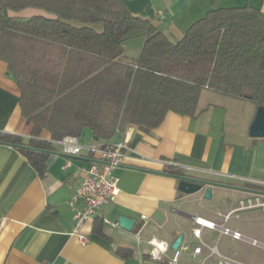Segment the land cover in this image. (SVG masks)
Instances as JSON below:
<instances>
[{
	"label": "crops",
	"instance_id": "crops-1",
	"mask_svg": "<svg viewBox=\"0 0 264 264\" xmlns=\"http://www.w3.org/2000/svg\"><path fill=\"white\" fill-rule=\"evenodd\" d=\"M123 2L131 14L149 20L172 42L212 8L250 4L264 11V0ZM143 42L142 35L127 39L123 45L125 56L138 57ZM211 93L214 99L204 103L200 95L195 116L168 111L150 132L130 125L107 141L124 142L128 147L123 163L112 171L119 190L82 226L85 243L70 233L74 224L70 198L80 184L81 168L97 157L88 147L106 141L84 129L78 137L83 147L78 155L63 153L61 145L54 142L45 177H40L16 148L0 143V264H168L150 259L149 239L166 241L170 245L167 257L172 255L171 245L178 235H182V243H195L191 216H200L194 203L205 198L204 192H180L179 179L164 172L166 165L174 164L186 175L227 185L212 186L211 195L216 189L243 195L249 192L244 183L264 185V137L249 135L256 105ZM19 94L6 63L0 59V131L28 138L32 125L21 114ZM40 138L51 140V135L42 129ZM230 202L218 208L225 212ZM141 215L147 217L144 223ZM121 216L135 220L131 230L119 225ZM104 218L116 225L106 223ZM202 239L219 249L218 242ZM117 248L129 250L131 255L123 256ZM178 264H192V260L183 253Z\"/></svg>",
	"mask_w": 264,
	"mask_h": 264
},
{
	"label": "trees",
	"instance_id": "trees-1",
	"mask_svg": "<svg viewBox=\"0 0 264 264\" xmlns=\"http://www.w3.org/2000/svg\"><path fill=\"white\" fill-rule=\"evenodd\" d=\"M27 8L50 16L10 14ZM138 35L140 54L128 58L124 42ZM0 59L32 125L28 138L0 131V143L40 177L64 136L90 129L104 146L130 125L150 132L168 111L195 116L203 90L264 107V11L250 4L212 8L172 42L123 0H0ZM42 129L51 140L40 138ZM164 172L185 175L174 164Z\"/></svg>",
	"mask_w": 264,
	"mask_h": 264
},
{
	"label": "built area",
	"instance_id": "built-area-1",
	"mask_svg": "<svg viewBox=\"0 0 264 264\" xmlns=\"http://www.w3.org/2000/svg\"><path fill=\"white\" fill-rule=\"evenodd\" d=\"M57 142L61 145L62 152L67 155H78L83 148L78 142V137L73 135H66ZM127 148V144L124 142L88 147L90 151L97 154V157L88 166L81 168L80 184L70 198V205L74 211V224L70 233L78 236L82 243L87 241L81 233L84 223L94 217L118 193L117 178L112 174V171L123 163L124 150ZM247 208H259L264 213V194L255 193L245 200H240L238 204L230 202L225 212L217 208L218 219L216 221L197 215L191 216L194 226L192 234L197 239L195 243L189 245L181 242L178 248L173 250L172 255L167 257L170 245L164 241L167 244V250L160 253L158 260H154L152 253L156 245L151 243L153 239L151 238L147 241L150 246L148 255L153 261H166L168 264H178L183 253L189 255L192 264H250L240 259L236 252L221 253L217 245L207 244L201 236L203 229H217L219 236L228 235L232 239L244 240L251 245L264 247V244L258 240L247 237L240 231L230 229L226 225L229 218L233 216L238 218L237 212ZM146 219L145 215H141L143 223ZM104 221L116 225L106 218ZM157 241L162 240L157 239Z\"/></svg>",
	"mask_w": 264,
	"mask_h": 264
},
{
	"label": "rangeland",
	"instance_id": "rangeland-1",
	"mask_svg": "<svg viewBox=\"0 0 264 264\" xmlns=\"http://www.w3.org/2000/svg\"><path fill=\"white\" fill-rule=\"evenodd\" d=\"M40 12V13H38ZM12 15L18 16L20 18H27L32 15L47 14L43 9L39 8H27L21 11L11 12ZM212 92V91H211ZM210 91L204 90L201 94V103L207 101L208 99H214ZM263 185V184H262ZM244 188H248V194L236 195L229 191L216 189L210 198L201 197L200 202L194 203L196 212L198 215L216 221L218 219L216 209L222 207V202L233 201L237 204L238 200H245L251 197L255 193L264 194V186L258 188L247 187V185L242 184ZM195 195H199L198 193ZM239 218L231 217L226 221L227 227L230 229H237L245 236L254 238L264 244V213L259 208H247L242 209L237 212ZM191 232L193 227H190ZM202 236L206 241L212 244L218 242L219 249L224 252L233 253L236 251L238 257L250 264H264V247L259 245H251L244 240H231L227 235L219 236V231L217 229H204Z\"/></svg>",
	"mask_w": 264,
	"mask_h": 264
},
{
	"label": "water",
	"instance_id": "water-1",
	"mask_svg": "<svg viewBox=\"0 0 264 264\" xmlns=\"http://www.w3.org/2000/svg\"><path fill=\"white\" fill-rule=\"evenodd\" d=\"M249 135L251 137H264V107L258 106L255 112L254 119L249 127ZM179 179L178 189L184 194H192L203 190L205 198L211 197L212 186H227L221 182L196 178L190 175H181ZM118 223L126 230H131L135 224V220L126 216H121ZM182 241V235H178L171 248L176 250Z\"/></svg>",
	"mask_w": 264,
	"mask_h": 264
},
{
	"label": "clouds",
	"instance_id": "clouds-1",
	"mask_svg": "<svg viewBox=\"0 0 264 264\" xmlns=\"http://www.w3.org/2000/svg\"><path fill=\"white\" fill-rule=\"evenodd\" d=\"M151 243L156 245V248L153 250L152 257L154 260H158L160 258V253L167 250V244L164 241H157L156 238H153Z\"/></svg>",
	"mask_w": 264,
	"mask_h": 264
},
{
	"label": "flooded vegetation",
	"instance_id": "flooded-vegetation-1",
	"mask_svg": "<svg viewBox=\"0 0 264 264\" xmlns=\"http://www.w3.org/2000/svg\"><path fill=\"white\" fill-rule=\"evenodd\" d=\"M249 190V189H248Z\"/></svg>",
	"mask_w": 264,
	"mask_h": 264
}]
</instances>
